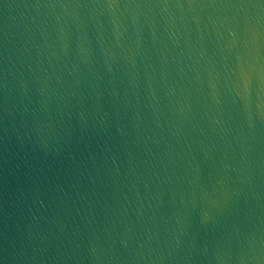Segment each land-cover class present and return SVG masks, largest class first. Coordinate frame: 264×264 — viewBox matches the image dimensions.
Wrapping results in <instances>:
<instances>
[{"label":"water","instance_id":"water-1","mask_svg":"<svg viewBox=\"0 0 264 264\" xmlns=\"http://www.w3.org/2000/svg\"><path fill=\"white\" fill-rule=\"evenodd\" d=\"M0 264H264V0H0Z\"/></svg>","mask_w":264,"mask_h":264}]
</instances>
